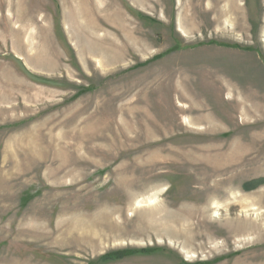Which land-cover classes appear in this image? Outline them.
Returning a JSON list of instances; mask_svg holds the SVG:
<instances>
[{
    "label": "rangeland",
    "instance_id": "374dc122",
    "mask_svg": "<svg viewBox=\"0 0 264 264\" xmlns=\"http://www.w3.org/2000/svg\"><path fill=\"white\" fill-rule=\"evenodd\" d=\"M236 3L0 0V264H264V0Z\"/></svg>",
    "mask_w": 264,
    "mask_h": 264
},
{
    "label": "bare ground",
    "instance_id": "6f19581e",
    "mask_svg": "<svg viewBox=\"0 0 264 264\" xmlns=\"http://www.w3.org/2000/svg\"><path fill=\"white\" fill-rule=\"evenodd\" d=\"M207 2H208V5H207V7L209 8V12L210 11H213L214 13L213 14H215L217 17H216V23L217 24H227V22L225 21V19L228 21V20H231V22H234V19H233V15H235L236 14V12H234V11H236V10H232V8H236L235 6H237L238 7V5H237V3H236V0H207ZM220 2L222 3V4H220ZM197 7H203L204 8V6H202V5H197ZM200 8V9H201ZM202 8V9H203ZM205 9V8H204ZM204 12V11H203ZM207 13V12H206ZM238 14V13H237ZM209 15H211L210 13L208 14V16ZM195 17H196V15H195ZM195 17H193V16H189V20H191V21H193L194 22V19H195ZM238 17V16H237ZM236 17V18H237ZM187 18H188V16H187ZM239 19V18H238ZM181 31V30H180ZM101 65V64H100ZM185 123H187V124H189V125H191L192 124V122L191 121H186L185 120ZM152 205V204H151ZM217 214H219L218 212H215L214 213V215H217ZM102 225H99V227H101ZM92 227H94V226H92ZM83 228L86 230V231H79L78 230V234L79 233H81V232H88V229H89V227L88 226H83ZM94 228H97V227H94ZM105 228V227H104ZM105 229H107V226H106V228ZM102 230H104L103 229V227H102ZM111 231V230H110ZM112 232V234L113 235H115V237L118 235H120L119 233H118V231H115L114 229L111 231ZM78 234H76V235H78ZM142 234V233H141ZM177 235V233H175V236ZM79 236H80V234H79ZM82 236H83V234H82ZM178 236H180V237H185L184 235H178ZM207 237V239H211L212 238V236L211 235H204L203 236V234L202 235H200V234H198V233H196V235H195V237L194 238H192V237H188V241H189V243H191L192 245H195L196 247H198V248H200V246L199 245H197V242L199 241V240H201V237ZM202 240H203V238H202ZM201 240V241H202ZM93 242H95V241H98V240H96V239H94V240H92ZM171 246H173L172 244H171ZM205 247V246H204ZM177 248V247H176ZM182 248V247H181ZM183 255H185L186 257H187V255H186V253L184 252V251H180ZM187 252V251H186ZM188 259H190V258H192V257H187Z\"/></svg>",
    "mask_w": 264,
    "mask_h": 264
},
{
    "label": "trees",
    "instance_id": "16d2710c",
    "mask_svg": "<svg viewBox=\"0 0 264 264\" xmlns=\"http://www.w3.org/2000/svg\"><path fill=\"white\" fill-rule=\"evenodd\" d=\"M264 180L259 181V184H263ZM127 255H130V252H124V253H120V254H109L106 255L103 260L104 261H114V260H120L125 258Z\"/></svg>",
    "mask_w": 264,
    "mask_h": 264
}]
</instances>
